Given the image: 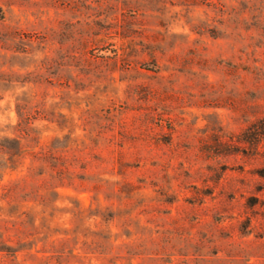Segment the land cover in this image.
Wrapping results in <instances>:
<instances>
[{
	"label": "rangeland",
	"instance_id": "1",
	"mask_svg": "<svg viewBox=\"0 0 264 264\" xmlns=\"http://www.w3.org/2000/svg\"><path fill=\"white\" fill-rule=\"evenodd\" d=\"M0 264H264V0H0Z\"/></svg>",
	"mask_w": 264,
	"mask_h": 264
},
{
	"label": "trees",
	"instance_id": "2",
	"mask_svg": "<svg viewBox=\"0 0 264 264\" xmlns=\"http://www.w3.org/2000/svg\"><path fill=\"white\" fill-rule=\"evenodd\" d=\"M257 140H258V138H257ZM2 247H4V248H2V249L7 250V253H8V254H10V255H14L15 252L12 251V250L10 249L9 246H2Z\"/></svg>",
	"mask_w": 264,
	"mask_h": 264
}]
</instances>
